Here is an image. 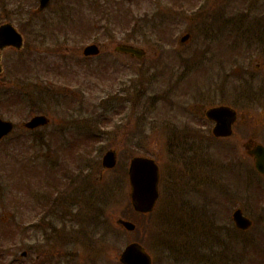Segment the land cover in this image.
I'll list each match as a JSON object with an SVG mask.
<instances>
[{
  "label": "rangeland",
  "instance_id": "obj_1",
  "mask_svg": "<svg viewBox=\"0 0 264 264\" xmlns=\"http://www.w3.org/2000/svg\"><path fill=\"white\" fill-rule=\"evenodd\" d=\"M111 1L122 5L117 12L120 16L127 11L138 19L155 11L150 0L100 3ZM159 1L170 8L181 3L184 8V12L173 15L174 23L166 31L171 39L161 42L163 49L154 36L145 37L139 32L129 40L126 34L132 24L117 27L107 13L101 20L99 13L88 6L77 9L66 21L69 23H60V7L68 5L69 0H55L38 15L34 13L37 4L31 5L33 0L24 3L22 12L15 8L17 4L0 0V25L10 22L22 33L23 56L39 51L33 56L36 75L28 76L25 86L22 67H13L16 58L12 50L2 55L0 118L15 125L0 142L2 264H119V254L132 242L146 249L153 264H200L198 259L210 255L211 250L218 251L214 264H264V176L253 170L252 159L244 149L249 138L264 145V105L258 100L248 103L230 92L221 96L218 90L221 84H231L230 80L240 76L236 72L234 78H229L227 71L233 65L221 64L227 56L229 33L236 34V51L240 53L246 48L247 35L242 26L231 30L225 27L223 38L215 34V56L210 51L201 56L206 44H201L195 33L197 25L207 19L215 25L210 32H219V24L228 20L225 10L243 13L244 0ZM258 7V0H251V18ZM223 12L225 16L216 19ZM52 18L56 23L49 22ZM90 19L96 25L92 37L87 29ZM57 24L60 30L53 34L40 31V27ZM186 32L194 36L187 44L179 45ZM92 43L99 47L100 55L84 58L83 48ZM120 44L143 49V63L117 54L114 49ZM263 44L251 40V58L260 54ZM204 58L216 61V73L207 71L212 63ZM107 63L114 64L113 73H108ZM222 79L226 82L216 84ZM259 79L263 80L254 78V82ZM34 80L45 90L66 88L68 93H56L68 98L58 103L45 95H39L41 99L36 101L28 99L22 93L35 97L39 92L30 86ZM223 104L236 109L241 120L234 125L231 138L211 142L212 125L203 112ZM39 108L47 111L44 114L51 124L27 132L21 125L41 114ZM63 108L69 110L70 120L81 122L79 127L72 129L71 125L79 123L68 125L62 117L53 116ZM185 124L191 126L193 135L179 134ZM61 126L66 129L64 134L59 131ZM75 130L78 134L73 133ZM109 150L116 152L117 164L112 170H103L101 160ZM135 156L154 159L160 169V199L148 216L134 213L129 203L126 172L129 160ZM233 156L232 160L240 158V176L226 170L227 159ZM66 172L74 176L72 190L58 194L52 204L54 190L65 186ZM212 183L216 184L215 192L210 190ZM30 191L40 199L32 200ZM42 206L49 211L43 218ZM235 209L253 220L248 231L234 228L231 214ZM118 219L131 221L135 230L122 229ZM37 222L41 227L25 230L21 241L20 226L26 228ZM27 249L28 254L22 257Z\"/></svg>",
  "mask_w": 264,
  "mask_h": 264
},
{
  "label": "water",
  "instance_id": "obj_2",
  "mask_svg": "<svg viewBox=\"0 0 264 264\" xmlns=\"http://www.w3.org/2000/svg\"><path fill=\"white\" fill-rule=\"evenodd\" d=\"M41 11L47 6L50 0H39ZM189 38L188 35L183 37L184 42ZM7 46H13L17 49L22 47V38L10 25H3L0 27V51ZM117 51L131 54L137 58H142L144 52L131 46L121 45L116 48ZM98 48L94 45L88 46L84 49V55L98 54ZM1 72V67H0ZM205 116L215 122V127L212 133L216 137H228L232 134L231 126L236 119V113L227 107L210 108L205 112ZM48 119L44 116H35L29 122L24 124L25 128L34 129L39 126H44L48 123ZM12 124L0 120V139L10 133ZM255 157V167L264 174V148L260 145L254 147L250 152ZM116 165V157L114 152L108 151L103 159L102 166L107 169L114 168ZM128 181L130 186L129 198L134 211L147 214L151 212L158 199V182L159 172L158 167L154 161L135 157L129 163ZM233 221L236 227L240 230H246L251 226V221L245 218L240 210L233 213ZM117 224L127 231H133L135 225L123 219H118ZM119 261L122 264H151V259L145 252L144 248L138 243H130L126 246L124 251L119 256Z\"/></svg>",
  "mask_w": 264,
  "mask_h": 264
},
{
  "label": "flooded vegetation",
  "instance_id": "obj_3",
  "mask_svg": "<svg viewBox=\"0 0 264 264\" xmlns=\"http://www.w3.org/2000/svg\"><path fill=\"white\" fill-rule=\"evenodd\" d=\"M6 1H8V0H6ZM9 1L13 2L14 4H17V5H15V8L17 10H19L20 12L24 11L23 10V6L25 5L24 3H27V0H9ZM31 2H32V0H29V3H31ZM32 4L38 5V0H33L31 5ZM158 10H159V12L161 11L159 15H161L163 23L165 25L171 24L170 23L171 22L170 7H161V8H158ZM243 15H244V13H243ZM246 16L249 17L250 13L245 12V15H244V19H245L246 23L249 24L250 21ZM258 20L260 22H264V11L262 13H260ZM258 24L260 26L262 25L261 23H258ZM263 30H264V26H263ZM256 39L260 42H264V33H263V36L261 38L258 39L257 37H254L253 40L255 41ZM263 46H264V44H263ZM8 50H12V49H8ZM204 51L208 52L210 50H209V48H205ZM259 53H258L259 55L257 57H254V58H250V57L246 58L245 54H244L243 60H242V58L234 59L232 62V65H233L232 72H238L240 75H243V76L255 75V76H259V77H264V48Z\"/></svg>",
  "mask_w": 264,
  "mask_h": 264
},
{
  "label": "trees",
  "instance_id": "obj_4",
  "mask_svg": "<svg viewBox=\"0 0 264 264\" xmlns=\"http://www.w3.org/2000/svg\"><path fill=\"white\" fill-rule=\"evenodd\" d=\"M97 5V2L95 1V2H92V4H91V6H93V7H95ZM223 86L222 85H220L219 86V91H220V93L222 94V90H223ZM21 96V95H20ZM35 101V100H34ZM41 111H43V110H41ZM44 112H46V111H44ZM173 141V140H172ZM172 141H170V142H172ZM178 146V143L176 144V147ZM234 174L235 175H238V172H234ZM254 203H256V201L255 200H252ZM141 216H143V215H141ZM200 260V264H211L212 263V260L211 259H209V257H205V258H202V259H198V261Z\"/></svg>",
  "mask_w": 264,
  "mask_h": 264
}]
</instances>
